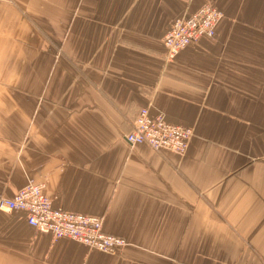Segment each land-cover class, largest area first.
<instances>
[{"label": "crops", "instance_id": "crops-1", "mask_svg": "<svg viewBox=\"0 0 264 264\" xmlns=\"http://www.w3.org/2000/svg\"><path fill=\"white\" fill-rule=\"evenodd\" d=\"M208 2L216 36L168 61L171 22ZM142 107L192 129L184 156L125 142ZM29 180L127 246L0 211V264H264V0L0 3V196Z\"/></svg>", "mask_w": 264, "mask_h": 264}, {"label": "built area", "instance_id": "built-area-1", "mask_svg": "<svg viewBox=\"0 0 264 264\" xmlns=\"http://www.w3.org/2000/svg\"><path fill=\"white\" fill-rule=\"evenodd\" d=\"M11 1L0 0V3ZM221 19L222 13L209 2L174 19L162 40L167 60H173L179 52L202 38L213 39ZM192 137L191 128L169 123L163 114H152L147 107H142L124 140L130 147L145 145L157 153L184 156ZM0 211L24 212L28 226L53 240H71L104 254H116L127 246L125 239L103 231V216L54 208L42 183L29 180L13 196H0Z\"/></svg>", "mask_w": 264, "mask_h": 264}, {"label": "rangeland", "instance_id": "rangeland-1", "mask_svg": "<svg viewBox=\"0 0 264 264\" xmlns=\"http://www.w3.org/2000/svg\"><path fill=\"white\" fill-rule=\"evenodd\" d=\"M222 17H223V15H222ZM221 20H222V19H221ZM221 20H220V21H221Z\"/></svg>", "mask_w": 264, "mask_h": 264}]
</instances>
